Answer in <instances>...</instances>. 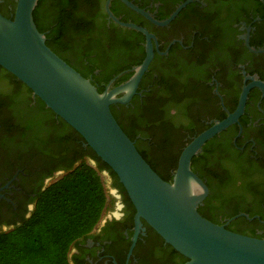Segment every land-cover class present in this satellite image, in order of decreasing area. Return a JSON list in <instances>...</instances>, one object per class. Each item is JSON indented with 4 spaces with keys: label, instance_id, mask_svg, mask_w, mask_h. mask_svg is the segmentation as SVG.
Segmentation results:
<instances>
[{
    "label": "flooded vegetation",
    "instance_id": "1",
    "mask_svg": "<svg viewBox=\"0 0 264 264\" xmlns=\"http://www.w3.org/2000/svg\"><path fill=\"white\" fill-rule=\"evenodd\" d=\"M186 1L37 0L32 18L45 41L58 44L66 63L99 93L130 79L146 55L149 36L153 55L135 93L126 104L114 103L109 109L139 154L165 180L169 176L171 181L190 140L233 113L245 91L237 121L209 139L196 156L205 146L216 156L221 153L222 174L217 164L198 161L206 168L200 179L216 184L224 177L230 204L253 216H201L226 226L246 215V223L237 221L230 231L264 239V0H189L173 15ZM14 8L15 0H0L3 17L11 19ZM71 25L58 36L59 29ZM2 91L0 83V232L28 218L39 195L80 162L96 169L101 165L82 140L73 142V152L69 147L40 151L34 131L23 129L18 119L36 104L35 96L31 93L28 103L18 104V117L11 118ZM164 135L169 139L163 145ZM100 173L109 181L112 210L72 245L69 263L184 264L187 259L145 221L139 219L136 225L135 209L118 179L108 170Z\"/></svg>",
    "mask_w": 264,
    "mask_h": 264
},
{
    "label": "water",
    "instance_id": "2",
    "mask_svg": "<svg viewBox=\"0 0 264 264\" xmlns=\"http://www.w3.org/2000/svg\"><path fill=\"white\" fill-rule=\"evenodd\" d=\"M189 0L180 5L175 13ZM37 0H15L11 19L0 14V67L20 81L55 116L72 128L110 168L135 209L136 225L145 223L187 260L184 264H264V239L227 230L202 217L197 208L207 196L203 181L191 170V159L213 136L232 125L242 113L245 91L233 113L193 137L182 149L171 182L161 179L122 131L109 106L126 104L152 59L146 34V55L123 85L99 93L45 44L32 18ZM170 17V19L173 17ZM122 94L116 98V95ZM103 182L109 206V181ZM246 217V215L241 214Z\"/></svg>",
    "mask_w": 264,
    "mask_h": 264
},
{
    "label": "trees",
    "instance_id": "3",
    "mask_svg": "<svg viewBox=\"0 0 264 264\" xmlns=\"http://www.w3.org/2000/svg\"><path fill=\"white\" fill-rule=\"evenodd\" d=\"M35 11L33 9L32 15ZM49 15L52 16L51 13ZM72 27L71 25L59 29L58 36L62 37ZM45 44L63 61L66 60L58 44L51 46L48 41H45ZM109 47L108 58L111 59L114 44L110 43ZM0 83L4 90L2 91V94H4L3 105L7 109L8 116L11 118L18 117L16 107L18 104L29 102L31 91L1 67ZM9 85H12V87ZM35 102L34 106L28 108L22 116L18 117L23 121L22 128L34 131L35 140L40 151L48 148L57 150L69 147L73 152V142L82 140V138L46 108L37 97H35ZM42 111L44 114H42ZM56 121L58 123L54 126H47V123H55ZM14 125L9 127H14ZM168 139V136L164 135L162 140L164 143L162 142V144H166ZM86 148L101 165H97L96 169L84 161L80 162L67 175L52 182L39 195L28 218L22 219L12 229L0 232V264H70L68 253L72 245L79 239L87 237L107 210V198L103 182L99 176L100 171L108 170L117 179L110 168L88 146ZM213 153L214 151L205 146L202 154L192 158L191 170L199 178L204 176L206 168H201L198 161L204 162L205 165L208 163L210 165L217 164L222 174L221 153H218L217 156ZM175 162L176 156H173V166ZM149 166L158 175L156 170L151 165ZM168 178L170 177L167 176L166 180L162 179L171 182ZM205 184L208 195L197 208L200 215L201 213L206 214L211 220L216 219L219 214L227 218L240 212L247 214L249 217L253 216V213L249 210H243L240 205L230 204L228 199L229 185L227 186L224 177H220L216 184H211V182ZM237 221L241 224L242 222L246 223L244 217H239L235 222L227 224L225 228L230 230L231 226L237 227L240 224L239 222L236 223Z\"/></svg>",
    "mask_w": 264,
    "mask_h": 264
}]
</instances>
